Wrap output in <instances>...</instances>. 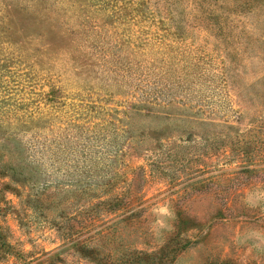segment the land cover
<instances>
[{
	"label": "rangeland",
	"instance_id": "obj_1",
	"mask_svg": "<svg viewBox=\"0 0 264 264\" xmlns=\"http://www.w3.org/2000/svg\"><path fill=\"white\" fill-rule=\"evenodd\" d=\"M0 264H264V0H0Z\"/></svg>",
	"mask_w": 264,
	"mask_h": 264
},
{
	"label": "trees",
	"instance_id": "obj_2",
	"mask_svg": "<svg viewBox=\"0 0 264 264\" xmlns=\"http://www.w3.org/2000/svg\"><path fill=\"white\" fill-rule=\"evenodd\" d=\"M5 253V243L2 242V239L0 237V256H3Z\"/></svg>",
	"mask_w": 264,
	"mask_h": 264
}]
</instances>
